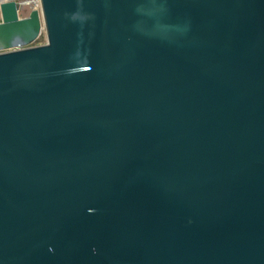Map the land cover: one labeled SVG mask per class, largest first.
I'll return each mask as SVG.
<instances>
[{"label": "water", "instance_id": "obj_1", "mask_svg": "<svg viewBox=\"0 0 264 264\" xmlns=\"http://www.w3.org/2000/svg\"><path fill=\"white\" fill-rule=\"evenodd\" d=\"M19 10L0 2V264H264V0Z\"/></svg>", "mask_w": 264, "mask_h": 264}, {"label": "rangeland", "instance_id": "obj_2", "mask_svg": "<svg viewBox=\"0 0 264 264\" xmlns=\"http://www.w3.org/2000/svg\"><path fill=\"white\" fill-rule=\"evenodd\" d=\"M19 3H20V10H19L20 16L29 14L30 11L32 10V8L34 7V5L31 2L28 3L27 1H24V0L19 1ZM38 11H39V9H38ZM39 25H40V27L43 26L41 15H40V23H39ZM34 38H35V40L31 41L29 45H36V44L44 43L46 41V31H45V29L43 28L41 33L37 34Z\"/></svg>", "mask_w": 264, "mask_h": 264}, {"label": "built area", "instance_id": "obj_3", "mask_svg": "<svg viewBox=\"0 0 264 264\" xmlns=\"http://www.w3.org/2000/svg\"><path fill=\"white\" fill-rule=\"evenodd\" d=\"M1 1H3V0H0V2ZM19 1H22V0H19ZM24 1H27L28 3L31 2L34 5V7L32 9L36 8V9L40 10V0H24ZM19 16H20V14H19ZM21 16H25V15H21ZM0 19H1V15H0Z\"/></svg>", "mask_w": 264, "mask_h": 264}]
</instances>
